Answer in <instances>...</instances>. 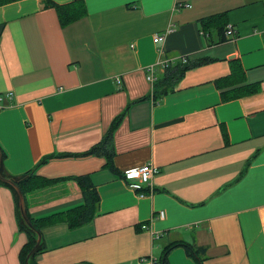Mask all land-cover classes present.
<instances>
[{
    "label": "crops",
    "instance_id": "obj_1",
    "mask_svg": "<svg viewBox=\"0 0 264 264\" xmlns=\"http://www.w3.org/2000/svg\"><path fill=\"white\" fill-rule=\"evenodd\" d=\"M74 1L0 7L2 175L58 179L27 195L36 221L83 207L72 177L90 175L100 196L90 223L44 226L45 251L35 263L161 264L168 246L186 242L205 249L203 264H264V0H83L88 15L62 27L50 3ZM222 14L234 40L221 31L222 20L202 23ZM156 35L163 40L156 43ZM186 58L211 61L156 95ZM159 60L171 68H157L152 86L146 69ZM239 63L259 91L223 103L215 82ZM125 112L111 167L107 157L80 156ZM147 163L159 173L141 196L123 175ZM4 184L0 264H21L28 237L18 196ZM169 262L198 264L181 247Z\"/></svg>",
    "mask_w": 264,
    "mask_h": 264
},
{
    "label": "trees",
    "instance_id": "obj_2",
    "mask_svg": "<svg viewBox=\"0 0 264 264\" xmlns=\"http://www.w3.org/2000/svg\"><path fill=\"white\" fill-rule=\"evenodd\" d=\"M19 1L22 0H0V7L6 6L11 3H16ZM50 6L55 8V10L57 11L59 22L62 27H67L85 18L88 15L86 3L83 0L74 1L66 5L50 3ZM225 18H226V14L217 15L207 19H203L202 23L205 25L216 24L217 22L222 20V22L219 23V26L224 34L226 26L228 25ZM210 61H211L210 59H206L200 62L198 61L195 63H187L185 65L180 66L174 72H169L170 71L169 70L168 71L169 73L167 72L165 80L161 84H159L160 87L156 88L155 91L156 95L162 97L168 94L169 92L172 91V87H173L172 83L178 81L188 69ZM215 85L218 88V90H220L221 99L223 103H228L234 100H238L245 96L256 94L259 91V87L257 84L246 83L245 71L243 70L240 63L232 65L231 73L227 77L216 80ZM125 115L126 112L123 113L113 122L111 128L109 129L104 139L99 144L92 147L90 150H88L86 153L80 156L97 155V156L107 157L108 159L107 166L111 167L113 136L122 118ZM67 156L69 155H62L58 157H67ZM5 158H6V154L2 151V159L5 160ZM50 158L44 159L42 163L47 162ZM71 179L75 180L79 184L82 190V194L84 198L83 207L68 214L56 216L47 219L45 221H36L31 217H29L36 231L42 234V230L46 224L56 223L60 220L67 222L68 226L73 229L88 224L95 218L100 205V196L96 187L92 183L90 175H81L77 177H72ZM13 180L17 183V185L23 192L25 198H27L28 194L32 193L35 190H39L41 188L47 187L52 183H54L55 181H57L58 179L57 180L45 179L36 175L35 172H31L30 174L23 176L22 178L13 179ZM1 183L4 184L3 182ZM9 187L13 189L11 186ZM14 192L17 197V193L15 190ZM19 227L21 232H24L28 237V242L23 247L20 253L21 264H26V260L28 259V257H29V264H36L34 260L38 255H40L45 251V248L43 246H40L35 252H32L34 247L36 246L37 234L25 226L24 222L20 218V215H19ZM179 247L185 250L189 258L194 259L198 264H203V261L205 260V249L186 242H177L168 246L165 249L163 256L161 258V264H170L169 262L170 254L176 248Z\"/></svg>",
    "mask_w": 264,
    "mask_h": 264
},
{
    "label": "built area",
    "instance_id": "obj_3",
    "mask_svg": "<svg viewBox=\"0 0 264 264\" xmlns=\"http://www.w3.org/2000/svg\"><path fill=\"white\" fill-rule=\"evenodd\" d=\"M187 7V6H186ZM226 38L229 40H234L235 38V29L233 26L229 25L226 29ZM163 40V35H156L155 42L158 43L159 41ZM161 54H163V50H160ZM182 62L187 63L188 60L182 59ZM161 69L163 72H167L171 68V63L169 60H159L155 64L150 65L146 69V76L147 81L153 86L156 81V69ZM120 82V81H118ZM8 97H12V94H9ZM4 100L3 96H0V103ZM4 107L0 104V110ZM159 173V169L153 165L152 163H147L142 167L134 168L128 170L123 175L124 180L127 182L128 187L133 189L134 191L141 192L144 190L145 187H152V181L154 177ZM141 196H145L143 192L140 194ZM165 214L161 213L160 218H164Z\"/></svg>",
    "mask_w": 264,
    "mask_h": 264
},
{
    "label": "water",
    "instance_id": "obj_4",
    "mask_svg": "<svg viewBox=\"0 0 264 264\" xmlns=\"http://www.w3.org/2000/svg\"><path fill=\"white\" fill-rule=\"evenodd\" d=\"M1 165H2V151L0 149V181L10 185L17 193L18 196V211L20 218L24 222L25 226L28 227L30 230L34 231L37 234V241L36 246L34 247L32 252H35L42 243V234L38 231H36L35 227L33 226L31 219L29 218V215L27 213V206H26V198L17 185V183L13 179L6 178L1 173ZM32 254V253H31ZM26 264H29V257L26 260Z\"/></svg>",
    "mask_w": 264,
    "mask_h": 264
}]
</instances>
